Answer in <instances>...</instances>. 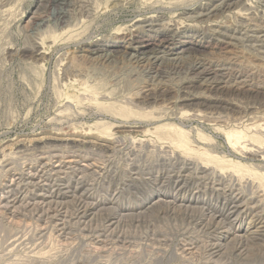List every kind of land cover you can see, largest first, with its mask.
I'll list each match as a JSON object with an SVG mask.
<instances>
[{"label":"rangeland","instance_id":"374dc122","mask_svg":"<svg viewBox=\"0 0 264 264\" xmlns=\"http://www.w3.org/2000/svg\"><path fill=\"white\" fill-rule=\"evenodd\" d=\"M58 2L0 0V264H212L200 209L264 225V0Z\"/></svg>","mask_w":264,"mask_h":264},{"label":"bare ground","instance_id":"6f19581e","mask_svg":"<svg viewBox=\"0 0 264 264\" xmlns=\"http://www.w3.org/2000/svg\"><path fill=\"white\" fill-rule=\"evenodd\" d=\"M59 0H52V3L53 5H55V7L59 4L58 2ZM64 1V0H63ZM132 0H116V2L114 4L111 5V7H114L116 8L118 5H122L124 3H131ZM58 2V3H57ZM113 2V1H112ZM223 2V1H222ZM227 4H230V3H227ZM64 5V4H63ZM61 5V6H63ZM72 5V4H71ZM82 5V4H81ZM222 7V5H220ZM224 6H225V3H224ZM215 7V6H214ZM64 8V7H63ZM56 9V8H55ZM215 9V8H214ZM110 10V9H109ZM216 10V9H215ZM64 11V10H63ZM65 12V11H64ZM86 12V11H85ZM87 13V12H86ZM53 14V13H52ZM91 14V13H90ZM54 15V14H53ZM52 15V16H53ZM56 18L55 20L57 19L60 23L63 22L64 18H65V14H63L61 12V10H59V12L57 11V13L55 14ZM205 16V15H204ZM146 19V18H144ZM151 19V18H150ZM56 20V21H57ZM140 20V19H139ZM148 20V19H147ZM146 20V22H147ZM145 21V20H144ZM152 21V20H151ZM160 21V20H159ZM64 23V22H63ZM138 25V24H137ZM136 25V26H137ZM140 25V24H139ZM139 25L136 27L138 28ZM139 30V29H138ZM259 35V34H258ZM264 35V34H263ZM232 37V36H231ZM261 37V36H260ZM228 38V37H227ZM233 38V37H232ZM231 38V39H232ZM257 38V37H256ZM263 39V38H262ZM258 41V40H257ZM262 41V40H260ZM229 42V41H228ZM82 44V43H81ZM136 44V43H135ZM234 44V43H233ZM92 45V44H91ZM139 45V44H138ZM87 47V46H86ZM144 47V46H142ZM232 47V46H231ZM133 48H137V45H130V44H127L125 46V50L123 51V55L124 54H127L129 55V60L133 63H139L141 62L140 60L142 59V61H147V64H152V65H155V64H161V63H164V62H174L173 64V68L174 70H177L179 68V64L180 62L182 61L181 59L180 60H177L178 57H175V58H168V57H165L169 51L172 52L171 49L165 51V50H162L161 51V48H152L153 51H159L162 55H152L151 57H143V54L144 51L143 49L141 48H138L139 51L137 50H133ZM82 49V48H81ZM106 50V49H105ZM34 51V50H33ZM83 51V50H82ZM174 51V50H173ZM88 52L92 55H96L95 58H100V59H103L104 62L106 61H109V60H112L114 59V55L116 53V51L114 50H106L104 51L103 49L101 48H90L88 50ZM158 52V53H159ZM154 53V52H153ZM157 54V53H156ZM91 57V56H90ZM179 61V62H177ZM177 62V63H175ZM172 64V63H171ZM150 66V65H149ZM192 68H187V69H190L191 73L193 74V76H195V79H193V82L195 81H198L200 80V85L201 86H205V88L207 89H216L217 90V85L220 84V83H223L225 82V76L224 74L221 72V71H218V70H207L204 66H203V63H200V62H197L195 63V65L191 66ZM180 69V68H179ZM148 70V68H147ZM151 70V69H150ZM157 70V68H156ZM229 70V69H228ZM154 71V70H153ZM189 71V72H190ZM173 72V71H171ZM177 72V71H176ZM167 73V72H166ZM163 74V73H162ZM169 74V73H168ZM191 75V74H190ZM154 76V75H153ZM156 78H159L161 77L162 75H158L155 74ZM154 76V77H155ZM164 76V75H163ZM170 76V75H169ZM152 77V76H151ZM188 77V76H187ZM235 78V77H234ZM229 79V78H228ZM189 80V78H188ZM161 81V80H160ZM237 81V80H236ZM190 82V81H189ZM232 82V81H231ZM235 82V81H234ZM238 82V81H237ZM236 82V83H237ZM242 82V81H241ZM244 82V81H243ZM226 83V82H225ZM228 84V83H227ZM245 84V83H244ZM236 85V84H234ZM233 85V86H234ZM239 85V84H237ZM191 86V85H190ZM219 86V85H218ZM233 86H231V88H233ZM222 88L224 89L223 85H222ZM228 88V87H227ZM230 89V88H229ZM236 89V88H235ZM239 89V88H237ZM220 91V90H219ZM154 93V92H153ZM161 93V92H160ZM148 95V94H147ZM146 95V96H147ZM151 96V95H150ZM158 96V95H157ZM162 96V95H161ZM145 100V99H144ZM45 141V140H44ZM66 143V142H65ZM85 144V143H84ZM52 145V144H51ZM75 147V146H74ZM52 149V148H51ZM55 149V148H54ZM53 149V150H54ZM69 149V148H68ZM21 150V149H20ZM42 151V150H40ZM48 151V149H47ZM70 155V154H69ZM71 160V159H70ZM69 160V161H70ZM68 161V162H69ZM6 162V161H5ZM10 162V161H9ZM67 162V161H66ZM67 162V163H68ZM181 163H184L183 161H181ZM5 164H8V163H5ZM91 164V163H90ZM55 165V164H54ZM71 165V164H70ZM188 165V164H187ZM5 166V165H4ZM57 166V165H56ZM85 166V165H84ZM90 166V165H88ZM87 166V167H88ZM184 166V165H182ZM87 167H85L87 169ZM181 167V166H180ZM185 167V166H184ZM190 167V166H189ZM186 168V167H185ZM188 168V167H187ZM184 169V168H183ZM188 170V169H187ZM186 170V171H187ZM12 171V170H11ZM53 171V170H52ZM81 171V170H80ZM56 172V171H55ZM58 172V171H57ZM56 172V173H57ZM189 173V172H188ZM191 173V171H190ZM199 173V172H198ZM207 174V173H204V175ZM65 175V174H64ZM67 175V174H66ZM80 175V174H79ZM184 176H186L185 174H183ZM188 175V174H187ZM31 175H29L30 177ZM36 176H40V175H36ZM48 177V176H47ZM187 177V176H186ZM180 179V178H179ZM204 179V178H203ZM185 179H183V182H184ZM74 181V180H73ZM182 182V184H183ZM34 184V183H33ZM93 184V183H92ZM175 184V183H174ZM43 185V184H42ZM76 185V184H75ZM64 187V186H63ZM183 187V186H181ZM180 187V188H181ZM178 188V187H177ZM179 190V189H178ZM9 191V189H8ZM54 192V191H53ZM57 192V191H56ZM66 193V192H65ZM41 194V193H40ZM61 194V193H60ZM58 195V193H57ZM55 197V196H54ZM176 197V196H175ZM57 198V196H56ZM80 198V197H79ZM110 198V197H109ZM112 198V197H111ZM224 198V197H223ZM232 198V197H231ZM14 199V198H13ZM12 199V200H13ZM116 199V197H115ZM234 199V198H233ZM15 200V199H14ZM158 200V199H157ZM176 200V199H175ZM197 200V199H196ZM236 200V199H234ZM233 200V201H234ZM7 200H5L6 202ZM24 201V200H23ZM45 201V200H44ZM65 201V200H64ZM187 201V200H186ZM224 201V199H223ZM15 202V201H13ZM101 202V201H100ZM155 202V201H154ZM153 202V203H154ZM225 202V201H224ZM223 202V203H224ZM236 202V201H234ZM85 203V202H84ZM174 203V202H173ZM217 203V202H216ZM233 203V202H232ZM5 204V203H4ZM48 204V203H47ZM236 204V203H235ZM97 205V204H96ZM169 205V204H168ZM188 205V204H187ZM234 205V204H233ZM49 206V205H47ZM93 206V205H92ZM149 206V205H148ZM213 206V205H212ZM220 206V205H219ZM238 206V205H237ZM3 207V205H2ZM223 207V206H222ZM49 208V207H48ZM216 208V207H215ZM232 208V209H231ZM231 208H229V210H211L210 212H206V210H203V209H200L199 210V216H200V223L198 224L200 228H202V231L203 230H208V233H206L207 231H203L204 234L207 236L209 235V246H210V256H211V259L212 261V264L213 262H215V264H250L249 262L251 260H256V259H259L262 258V259H259L258 263L261 261L264 262V225L262 226H258L257 224L253 223V221L248 217V216H245L243 217L242 214H241V211L237 210V207L236 206H231ZM210 209H211V206H210ZM240 209V208H239ZM243 209V208H241ZM56 210V209H55ZM84 210V209H83ZM53 211V210H52ZM263 211V210H262ZM261 212V211H260ZM12 213V212H11ZM54 213V212H53ZM57 213V212H56ZM55 213V214H56ZM60 213V212H59ZM92 213V212H91ZM264 213V211H263ZM82 214H85L82 213ZM87 214V213H86ZM85 214V216H86ZM13 215V214H12ZM124 215V214H123ZM264 215V214H263ZM54 216V215H53ZM80 216V215H79ZM198 216V217H199ZM39 217H42V215ZM52 217V216H51ZM56 217V216H55ZM249 220L246 227H242L240 222L242 221V219L246 218ZM53 218V217H52ZM207 219V221L205 222L204 219ZM262 218V217H261ZM5 219V218H4ZM39 219V218H38ZM45 219V218H44ZM51 219V218H50ZM57 219V218H55ZM61 219V218H60ZM58 219V220H60ZM66 219V218H64ZM63 219V220H64ZM202 219L204 221H202ZM41 220V219H40ZM39 220V221H40ZM48 220V219H47ZM62 221V219H61ZM16 222V221H15ZM46 222V221H44ZM65 222V220H64ZM111 222V221H110ZM22 223V222H21ZM29 223V222H28ZM34 223V222H33ZM53 223V222H52ZM55 223V222H54ZM59 223V222H58ZM62 223V222H60ZM66 223V222H65ZM113 223V221L111 222ZM263 223V222H262ZM57 224V223H56ZM86 224V223H85ZM55 225V224H54ZM58 225V224H57ZM62 225V224H61ZM60 225V226H61ZM46 226V225H45ZM74 226V225H73ZM108 226V225H107ZM110 226V224H109ZM69 227V226H68ZM38 228V227H37ZM197 228V227H196ZM39 229V228H38ZM61 229V228H60ZM65 229V228H64ZM62 230V229H61ZM50 232V231H49ZM198 232V231H197ZM202 234V233H201ZM67 235V234H66ZM203 235V234H202ZM206 237V236H204ZM208 238V237H207ZM188 239V238H187ZM194 239H192L193 241ZM196 240V238H195ZM206 240V239H205ZM191 241V242H192ZM197 241V240H196ZM104 242V241H103ZM185 242V241H183ZM189 242V243H191ZM188 243V244H189ZM186 244V243H185ZM190 245V244H189ZM198 245V244H197ZM251 246H254V247H257L259 249L260 252H262V255H260L259 253H257L256 255L254 256H250L249 255V247ZM206 246V245H205ZM193 247V246H192ZM201 247V246H200ZM180 248V247H179ZM185 248V247H184ZM188 248V247H187ZM186 248V249H187ZM191 249V248H190ZM209 249V247H208ZM97 250V249H96ZM180 250V249H179ZM203 251V249H201ZM206 248L204 249V252H205ZM188 252V251H187ZM194 252V251H193ZM180 254V253H179ZM184 254V253H183ZM209 254V253H208ZM184 256V255H183ZM209 256V257H210ZM185 257V256H184ZM208 257V259H210ZM185 259V258H184ZM224 259V260H223ZM206 261V260H205ZM112 263V262H111ZM123 262H120L119 264H122ZM128 264V263H127Z\"/></svg>","mask_w":264,"mask_h":264}]
</instances>
